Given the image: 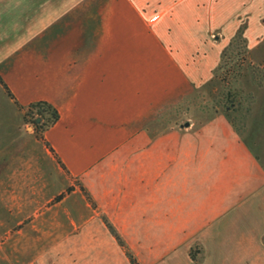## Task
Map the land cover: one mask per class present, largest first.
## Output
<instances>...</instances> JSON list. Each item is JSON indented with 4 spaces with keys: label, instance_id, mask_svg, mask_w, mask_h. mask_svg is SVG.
I'll use <instances>...</instances> for the list:
<instances>
[{
    "label": "rangeland",
    "instance_id": "1",
    "mask_svg": "<svg viewBox=\"0 0 264 264\" xmlns=\"http://www.w3.org/2000/svg\"><path fill=\"white\" fill-rule=\"evenodd\" d=\"M247 25L241 15L222 36L207 80L77 176L35 126L40 116L0 84V264H103L95 248L109 246L105 236L130 263L150 264L260 182L264 37L249 45Z\"/></svg>",
    "mask_w": 264,
    "mask_h": 264
},
{
    "label": "crops",
    "instance_id": "2",
    "mask_svg": "<svg viewBox=\"0 0 264 264\" xmlns=\"http://www.w3.org/2000/svg\"><path fill=\"white\" fill-rule=\"evenodd\" d=\"M241 15L253 45L264 0H0V77L20 105L57 108L45 140L81 175L207 80ZM239 191L150 264H264V178ZM105 238L103 264H131Z\"/></svg>",
    "mask_w": 264,
    "mask_h": 264
},
{
    "label": "trees",
    "instance_id": "3",
    "mask_svg": "<svg viewBox=\"0 0 264 264\" xmlns=\"http://www.w3.org/2000/svg\"><path fill=\"white\" fill-rule=\"evenodd\" d=\"M224 53L225 52H223V55H224ZM0 84L3 86L5 92L9 96V98L12 99L14 101V103H16L17 105H20L18 103V101L16 100L14 94L11 92V90L6 85V83L2 80L1 77H0ZM26 108H27V110H29L33 113L36 112V115L40 116L41 121L36 122V120L34 118V122H35V126L39 127L43 131L48 129L49 127H51L59 119V112H58L57 108L46 100H38V101L30 102L29 104L26 105ZM138 135H139V133H137V135L133 136L130 139V141L135 139ZM59 162H60V160H59ZM61 165L63 166V168H65L63 163H61ZM192 255H194V254L192 253ZM131 263L132 264H139L138 262H136L132 259H131Z\"/></svg>",
    "mask_w": 264,
    "mask_h": 264
},
{
    "label": "water",
    "instance_id": "4",
    "mask_svg": "<svg viewBox=\"0 0 264 264\" xmlns=\"http://www.w3.org/2000/svg\"><path fill=\"white\" fill-rule=\"evenodd\" d=\"M40 119V117H37V121Z\"/></svg>",
    "mask_w": 264,
    "mask_h": 264
}]
</instances>
